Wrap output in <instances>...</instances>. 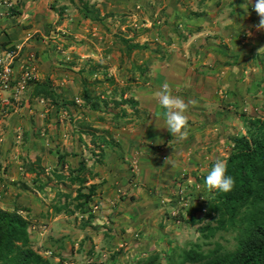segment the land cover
<instances>
[{
	"label": "crops",
	"instance_id": "1",
	"mask_svg": "<svg viewBox=\"0 0 264 264\" xmlns=\"http://www.w3.org/2000/svg\"><path fill=\"white\" fill-rule=\"evenodd\" d=\"M241 2L0 0V56L14 78L30 77L20 101L0 117V209L27 220L29 239L43 257L54 264H135L176 243L181 220L170 218L174 204L168 198L179 191L203 204L198 196L209 193L205 177L227 156L220 145L232 112L227 107L237 108L228 98L256 89V81L244 83L242 65L264 42L252 45L254 29L242 25L259 17L251 9L245 13ZM117 36L145 48L130 50L125 60ZM115 69L123 79L135 73L134 84L118 94V107L104 89V99L91 109L81 99V82L105 70L115 76ZM45 80L63 109L72 101L80 123L55 139L48 136L55 127L52 110L43 114L48 108L39 103L46 99L34 91ZM165 83L188 105L186 139L171 135L163 115L155 118L165 110L154 93ZM85 106L105 115L83 125L78 115ZM19 127L24 137L15 132ZM96 138L104 144L100 158L91 153L89 159ZM166 157L175 166L164 163ZM80 163L87 172L81 192L93 186L83 211L60 202L71 190L76 194L79 183L69 177L83 175Z\"/></svg>",
	"mask_w": 264,
	"mask_h": 264
},
{
	"label": "trees",
	"instance_id": "2",
	"mask_svg": "<svg viewBox=\"0 0 264 264\" xmlns=\"http://www.w3.org/2000/svg\"><path fill=\"white\" fill-rule=\"evenodd\" d=\"M117 38L126 55L132 49L145 48L143 44L121 36ZM34 91L37 96L49 97L56 102L57 95L47 80L35 86ZM82 95L87 100L88 91L84 89ZM94 107L90 103V108ZM243 127L244 133L229 136L231 148L225 158L226 175L235 179L234 187L229 192L214 189L204 200V213L199 218L192 215L185 219L186 223L195 224L212 218V225L205 223L199 227L201 236L207 238L217 231H233L234 248L224 250L215 244L214 248L202 251L198 244H192L177 254L176 261L168 264H264V120L244 117ZM83 169L84 165L80 163L77 170ZM69 181L79 183L74 198L82 199V202L75 208L83 211L81 206L88 201L93 186H89L85 194L80 190V185L86 181L85 176L69 177ZM157 260V254H150L135 264H158ZM0 264H54L32 248L27 220L15 211L0 209Z\"/></svg>",
	"mask_w": 264,
	"mask_h": 264
},
{
	"label": "rangeland",
	"instance_id": "3",
	"mask_svg": "<svg viewBox=\"0 0 264 264\" xmlns=\"http://www.w3.org/2000/svg\"><path fill=\"white\" fill-rule=\"evenodd\" d=\"M255 0H248V9H251L252 13L256 12L254 11V2ZM246 2V0H242L241 5L244 4ZM243 9V8H242ZM243 11L245 13L248 14L247 10ZM250 14V12H249ZM258 18V17H256ZM248 21V20H246ZM258 19H252L251 22L249 24L245 23V20L243 22L244 25H242L244 28L246 27H250L253 30V34L250 36V38L254 39L252 42V45H259L262 42H264V30H260L257 31L253 25H255L256 23H258ZM246 34V33H245ZM118 37V36H117ZM118 41V43L120 45H122L120 43V41L118 40V38L116 39ZM123 46V45H122ZM124 48V47H123ZM252 49V53L248 55V59H246L242 65L243 68V73H244V83H250V80H254L256 81V84H254V91L248 93L246 96H243L241 98H228L227 102H236V107L234 110V106L233 104H231V106L229 105L227 107V110H230L232 112H228V124H227V133H226V137L221 141L222 143L221 145V155H222V151L224 150L225 153H229L230 148H231V141L229 139V136L231 135H235V134H242L244 133V127H243V118L244 117H259L260 119L264 120V50L258 52L256 50H258L259 48H251ZM123 51V50H122ZM51 53H53L52 51H50ZM120 52V51H119ZM126 53V51H125ZM254 54V56H253ZM258 54H261L259 57ZM120 56H122V54H120ZM125 56V60H130V55H124ZM116 60H119V55L116 53ZM121 60L118 61L121 63ZM134 61V59H133ZM263 61V62H261ZM117 63V61H115ZM114 62V63H115ZM125 67L122 68L121 72H124L126 70V67L128 65V62L125 63ZM121 66V65H120ZM56 70L55 73L59 74L61 71V66L56 65ZM63 67V66H62ZM113 67V66H112ZM123 67V66H121ZM23 72V69L21 70ZM107 71V72H106ZM71 74L75 73V70H70ZM110 71L105 70V74L107 73L106 77L103 74H99V76L95 75V76H91V78L87 77V79H83V81L81 82V88H80V95H81V99L84 100V102H87V105L94 104L96 106L97 104V99H104L101 95L100 92L102 90H109L108 92H112L113 94H111V96H114L113 99L111 100L112 102V107H118V105L121 103V101H123L122 97H118V94H120V92H122L123 90H128L133 84H134V77H135V73L132 74L130 77L129 75H126V77L123 79L122 74L120 73V71L118 72L115 69V76H113L111 73H109ZM128 74V73H126ZM247 74V75H245ZM15 77V73H12L11 77ZM113 79V80H111ZM74 84V82H73ZM92 86V87H91ZM86 87V88H85ZM86 89L88 91V95H87V100H85L82 96L83 90ZM24 89H22L23 92ZM8 92V91H5ZM22 92L19 93V95L17 96L16 99H13L12 97L10 98L9 95H4L2 94V101H0V117L3 116L5 113L8 112L9 108L11 107V105L13 106L16 102L20 101L21 96H22ZM95 93L97 95L92 96V93ZM117 95V96H116ZM110 96V97H111ZM41 97V96H40ZM46 100L41 101L39 104L42 105L43 103L45 104L43 107L44 108H48L47 111H45V113H43L45 116H48V113L52 110L51 115L53 117V123L55 124V127H51V133L50 135L48 134V136L50 138H53L55 136H58V132L61 130H68L72 131L73 129H75V124L79 125V122H76V110L71 106V100L70 101H66L67 105V109H63L60 106V103H62V99L59 97L56 98V102L53 103V101L48 97V98H44ZM111 98H109L110 100ZM80 100V99H79ZM81 101V100H80ZM80 101H74L75 103H80ZM117 102V103H115ZM59 104V105H58ZM58 105V106H57ZM2 106V107H1ZM90 107V106H89ZM89 107L85 106V112H81V115H78L79 118L82 117V124L84 125V123H89L91 120L92 121H96V119L98 118V116H104L105 113H97L96 111H89ZM89 108V109H88ZM95 109V107H94ZM96 110V109H95ZM104 112V111H103ZM106 112V111H105ZM232 113V115H231ZM32 114V113H31ZM30 114V115H31ZM54 114V115H53ZM83 114V115H82ZM114 114V113H112ZM111 114V115H112ZM44 115L40 116L43 119L45 118ZM86 117V118H85ZM121 117V116H120ZM232 117V118H231ZM232 119V120H231ZM78 120V119H77ZM121 122V121H120ZM120 124V123H119ZM45 132V136L46 133H49L48 130H44ZM17 133V135H20L21 137H24L23 134L21 133V128L19 127L18 129H16L15 131ZM15 133V134H16ZM73 135V134H72ZM16 136V135H15ZM44 135H41V137H43ZM19 138V136L17 137V139L20 141L21 139ZM85 138H88L87 136ZM55 139V138H53ZM93 148L95 149L96 152L94 151H87L86 155L88 156L87 158L90 159L89 154L92 153V157L94 159L100 158V153H101V149H102V145L103 141L99 140L96 138V140L93 141ZM102 142V143H101ZM87 146V145H86ZM90 148V147H88ZM96 156V157H94ZM99 164V163H98ZM97 166V164H96ZM93 167V166H92ZM86 169H83V175L85 176L87 174V172L85 171ZM68 180V179H65ZM77 182V181H76ZM200 183V181H199ZM205 188V187H204ZM203 188V189H204ZM88 190V188H87ZM207 190H205L204 193H206ZM212 191H209V193L206 194H200L202 195V199L203 201H201L199 198V202L203 203V204H194V200L193 199H189L184 192H177V196L176 198H168L170 199V202L173 205L174 209L171 210L170 213V218L175 217V221L178 222L179 219L181 221H179V231H180V235H176V240H175V244H170L169 245V250L166 251H162L160 254L159 252H155V254H157L158 260L157 263L158 264H168L170 261H176L177 258V254L182 250V249H186L189 246H191L192 244H198L199 245V250L202 251H206L208 249L214 248L215 244H219L224 250H231L234 248L235 246V239H234V232L233 231H217L215 232L212 236L207 237V238H203L199 232V227L202 224L205 223H209L210 225L213 224V220L212 218H206L203 219L200 223H195V224H184V219L188 218L189 216H192V214H197V218H199L201 216V214L204 213V209H205V203L204 200L206 197L210 196V194H212ZM85 194H87L86 192H84ZM198 192H194V194H197ZM75 194L73 195V190H71L68 194H67V198L65 197L63 199V201H60L61 204L66 203V201L68 202V204H77L79 202H82V199H75L74 198ZM199 197V196H198ZM61 198V195H60ZM195 199V198H194ZM90 200V199H89ZM89 203V202H88ZM87 203V204H88ZM67 204V203H66ZM200 207V209H199ZM183 209V211H182ZM176 210V213H175ZM182 211V212H181ZM173 213H175L174 215H172ZM180 215V216H179ZM180 217L179 219L177 217ZM30 244L32 246L33 249H35L33 246H35L34 244L31 243ZM37 252L38 250L35 249ZM172 254V255H171Z\"/></svg>",
	"mask_w": 264,
	"mask_h": 264
},
{
	"label": "clouds",
	"instance_id": "4",
	"mask_svg": "<svg viewBox=\"0 0 264 264\" xmlns=\"http://www.w3.org/2000/svg\"><path fill=\"white\" fill-rule=\"evenodd\" d=\"M241 7L244 10H247L248 0H246V2L241 5ZM253 7L254 11L259 17L258 23L253 25V27L257 31L264 30V0H255ZM251 34V32L248 33V35ZM262 50H264V46L260 47L258 49V52ZM154 98L156 99L159 106L165 110L162 114L156 113L155 118L158 120L160 116L163 115L165 119L166 128L171 133V135L177 136V138L181 140L186 139L188 117L186 116L185 112L188 108V105L185 103V101L180 97L173 96L171 93V88L167 83L163 84L161 89L154 93ZM164 163L173 162L170 161L169 157H166ZM173 166H175L174 163ZM226 172V161L223 159H217L205 177L204 183L207 189L209 191L213 189L220 190L222 192L231 191L235 185V179L232 176L226 175ZM198 198L202 199L201 196H199ZM175 213H173L172 215H174Z\"/></svg>",
	"mask_w": 264,
	"mask_h": 264
},
{
	"label": "built area",
	"instance_id": "5",
	"mask_svg": "<svg viewBox=\"0 0 264 264\" xmlns=\"http://www.w3.org/2000/svg\"><path fill=\"white\" fill-rule=\"evenodd\" d=\"M12 72L10 71V62L5 61L0 56V101H2V93L9 91L13 99H16L22 89L24 88L26 81L29 80L27 73L14 78L11 77Z\"/></svg>",
	"mask_w": 264,
	"mask_h": 264
}]
</instances>
